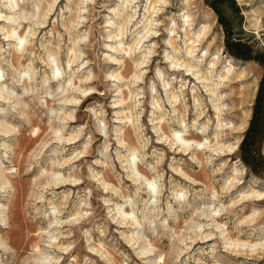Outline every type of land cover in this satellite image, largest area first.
<instances>
[{
	"label": "rangeland",
	"instance_id": "1",
	"mask_svg": "<svg viewBox=\"0 0 264 264\" xmlns=\"http://www.w3.org/2000/svg\"><path fill=\"white\" fill-rule=\"evenodd\" d=\"M148 7L0 0V264H264L232 254L264 236V200L232 204L264 191V0Z\"/></svg>",
	"mask_w": 264,
	"mask_h": 264
},
{
	"label": "bare ground",
	"instance_id": "2",
	"mask_svg": "<svg viewBox=\"0 0 264 264\" xmlns=\"http://www.w3.org/2000/svg\"><path fill=\"white\" fill-rule=\"evenodd\" d=\"M165 2V0H149V7L147 8L148 12H149V17H150V23L152 18L151 15L155 8H156V3L157 2ZM264 8V7H263ZM1 15V14H0ZM4 18H7V19H11L12 17H10L9 15H3ZM188 14H184L183 13V17H187ZM184 21H186V19H183ZM184 26V33L186 35V39H185V44H186V51L190 54L193 52L195 46H196V41H200L202 42L203 41V36L204 34L206 33V29L205 27H202L196 34L195 36H192L190 34V30L188 28V25L183 24ZM150 28H148L144 34H142L140 37H136L134 40H133V44L130 45V49L131 47H133L135 49L136 45L141 41V40H144L143 38H147L149 36H151V38L155 37L156 35L153 34L155 33V31H151L150 32ZM203 30V31H202ZM34 33V32H32ZM200 33H202V36H200ZM5 35H8V36H12V33H5ZM18 39H22L23 37L21 35H18L17 36ZM169 43H171L172 47L174 49H176V44H175V41H174V38L170 35L169 36V40H168ZM120 44V43H119ZM200 45V44H199ZM73 47V46H72ZM75 47V46H74ZM75 57L79 56V55H74ZM170 55H166V58H169ZM144 62V59L138 61L137 63L138 64H141ZM182 66L184 65V69L186 70V73L183 74V75H188V71H190L191 74H193V76H196L197 72L192 70L194 68V65L191 64L188 60V58L184 57L183 59H180L179 56H173V59L171 60V66H173L172 68L169 67V70L171 72H179L180 73V70L181 68L179 69V67H176V66ZM229 68H221V70L219 71L220 73V78L223 79L227 76V74L229 73ZM243 74H242V71L240 73H236V72H233L231 78L228 79V81H230V79H236V80H240L242 78ZM118 77V76H117ZM202 78V79H206L207 76L206 75H201V76H196V78ZM138 78V77H137ZM164 80V79H163ZM204 82V81H203ZM163 85L165 86L166 85V82L163 81ZM209 86L206 88V90L210 91L211 93L215 90H217L219 88V85H220V81H216L214 83V85H210L208 84ZM203 86L205 87L206 84L203 83ZM78 89L80 88L79 86L77 87ZM81 91L83 92L84 89H81ZM251 93V89L250 88H247L243 91V96H245L246 98L249 97V94ZM154 97V96H153ZM172 97H175L174 95H172ZM170 99V98H169ZM65 100H69V101H73L74 100V97H70L69 99H65ZM153 103L155 104V106L157 105V100L154 99L153 100ZM221 108H218V107H215V117L217 118V122L220 121V113H221ZM245 124V122L242 123V126ZM219 125H222L221 122L219 123ZM242 126L240 128H238L237 130H235L236 132H241L243 129H242ZM72 138V137H71ZM70 138V139H71ZM178 138L185 143L186 146H189L190 145V140L184 138V137H180L178 136ZM68 140V138H65ZM174 141V140H173ZM122 142V141H121ZM176 142V141H175ZM183 143V144H184ZM185 146V147H186ZM210 148V146H209ZM184 149V148H183ZM187 149V148H186ZM239 158H236L234 160V162H239ZM235 170H238L237 168ZM236 175L233 173V176L231 177V179L229 180V185H228V189H236L241 183L244 182V180H242V174H244L241 170H238L235 172ZM235 176H238V178L234 181V178ZM264 200V191H255L253 190L252 188L249 189V191H245V192H241L238 194V197L236 199H233L232 201V204H241L243 202H248V201H263ZM10 212V211H9ZM261 213H264V209L261 210L259 213H258V216L260 217V214ZM255 214V213H254ZM124 218H126V216H124ZM214 221V220H213ZM135 223V220L134 221H131V223ZM215 226L216 227H220V224L216 223L215 222ZM219 233L222 234V229L219 230ZM212 233L211 232H202L201 235H200V238L203 239L201 242H206L208 240H211L213 238H216V237H212L211 236ZM198 237V236H197ZM129 240V239H128ZM239 242V241H238ZM237 243V242H236ZM228 248L230 247V244H235L234 241H229L228 243ZM240 244L243 246V248L245 250H242V251H237L236 250L234 251V253H232L233 255L237 256V257H246V258H262L264 257V236L261 237V240L259 241H256V242H250V241H240ZM247 244V245H245ZM93 249V248H92ZM97 250V248H96ZM233 250V249H231ZM233 252V251H232ZM241 252V253H239ZM254 252H258V254H254ZM139 254V253H138ZM142 254V252H141ZM148 254V253H147ZM244 254V255H243ZM139 257V256H138Z\"/></svg>",
	"mask_w": 264,
	"mask_h": 264
}]
</instances>
